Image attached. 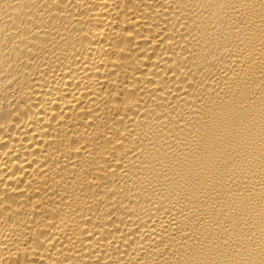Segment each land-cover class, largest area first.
<instances>
[{
  "label": "bare ground",
  "instance_id": "bare-ground-1",
  "mask_svg": "<svg viewBox=\"0 0 264 264\" xmlns=\"http://www.w3.org/2000/svg\"><path fill=\"white\" fill-rule=\"evenodd\" d=\"M0 264H264V0H0Z\"/></svg>",
  "mask_w": 264,
  "mask_h": 264
}]
</instances>
